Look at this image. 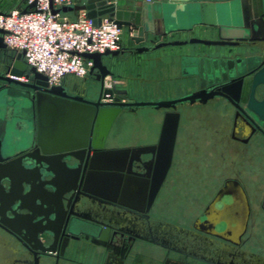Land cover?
Instances as JSON below:
<instances>
[{
  "label": "water",
  "instance_id": "95a60500",
  "mask_svg": "<svg viewBox=\"0 0 264 264\" xmlns=\"http://www.w3.org/2000/svg\"><path fill=\"white\" fill-rule=\"evenodd\" d=\"M173 1L159 2L155 8L132 0H83L52 9L53 13L83 9L94 23L108 15L130 30L131 42L121 49L83 54L93 62L87 73L93 83L84 97L70 94L66 84L49 85L20 52L6 62L0 73V229L7 245L3 264H71L80 262L86 247L109 245L112 249L104 258L94 261L90 255L84 263L125 264L113 250L125 235L168 250L165 264H264V255L226 236L229 224L213 217L201 220L209 229L198 230L158 219L146 221L170 165L179 113L169 109L176 103L216 87L229 96L236 87L238 94L249 76L246 109L264 132V93L261 99L255 96L258 86L264 88V14L229 26L217 22L214 2H204L198 13L218 27V36L179 38L173 34L179 29L172 26L178 6ZM191 11L196 15L197 10ZM3 33L0 28V51L6 48ZM247 46L251 50L245 52ZM169 47L188 48L171 56L180 57L179 79L185 93L129 100L128 90L116 80L121 75L105 59L136 60ZM138 108L164 111L158 143L107 148L117 115ZM147 154L153 168L150 179L136 170L146 167ZM143 181H151L149 189L139 187ZM153 225L161 241L135 231L137 227L149 231Z\"/></svg>",
  "mask_w": 264,
  "mask_h": 264
},
{
  "label": "flooded vegetation",
  "instance_id": "af4514ba",
  "mask_svg": "<svg viewBox=\"0 0 264 264\" xmlns=\"http://www.w3.org/2000/svg\"><path fill=\"white\" fill-rule=\"evenodd\" d=\"M243 50L247 52V50L250 51L251 49L247 46ZM5 67L6 60L0 58V73L5 70ZM245 80L244 78L243 86L238 94L236 87H233L232 95L230 96L223 94L220 87H216L207 92L189 95L187 100L176 103L174 109H169L179 113L173 152L169 168L151 203L148 212L149 219H146V221H155L158 216H161L159 215L160 213L156 214L155 209L168 208V210L173 209L175 212H180L187 218L188 224H183L185 227H194L198 230V226H200L202 229H209L210 225H204L201 221L205 217H213L215 221L226 222L228 225V220L230 219L228 209H223L222 202L230 198L227 195L230 191L241 190L242 199L238 197V200L240 204L243 201L246 206V216L241 225L238 224L235 230L236 233L227 228L225 235L234 241L240 242L243 246L247 245L252 247V249L259 247L258 235L264 234V132L259 129L261 125H259L256 118L246 109L250 77L247 76V83H245ZM91 83H93V77L86 74L80 78L70 76L62 84H66L69 87L68 90L73 96L84 97ZM121 86L128 90L127 96L129 100L131 98H159L150 89L143 90V88H140L136 92L130 84ZM263 93L264 88L258 86L255 91L256 98L261 99ZM182 94L177 93L173 97H178ZM235 96H237V100H235ZM164 97L167 98V96L160 98ZM157 112L163 114L164 111L155 108H138L135 111L121 110L111 125L106 147L155 146L158 143L162 127V122L159 125L158 121L153 119L154 116L152 114ZM22 115L23 117L27 116L25 112ZM124 115H131L138 119L136 129L132 130V136L135 137V140L129 141L123 146L109 145L110 142L114 141L113 139H119L118 134L114 135L115 123ZM199 139H205V150L202 152L199 151V148L196 150L195 147V144L196 146L198 145ZM148 151L154 153V149H149ZM196 156L199 161H197L198 163H196V168L190 175V179L188 178V181L185 180L183 183L180 182L183 174L177 168L179 167L178 162L188 159L189 164L192 165L191 159ZM149 158L150 154H147L145 168H135L143 173V178L145 179H150L153 175L151 162L148 161ZM207 164L211 165V170L204 172L202 168H205ZM156 178L157 173L154 174V180ZM144 185H147L149 189L151 181L146 183L143 181L139 187H144ZM166 188L173 194L163 198L162 194ZM179 191L183 192L179 193ZM192 192H195L196 195L191 196ZM248 192H252V198L260 206L258 211H255L253 206L251 207V196ZM177 200L182 202V204L171 208L169 203H174ZM213 204L217 205L212 207ZM138 219L140 221L145 220L143 217ZM155 226L153 225L149 231H145L143 227H137L135 231L141 237L161 241L156 232H154ZM199 231L206 232L205 230ZM154 245L152 242L139 238L135 240L127 239L125 235L119 238L113 250L116 256L124 259L125 264H138L135 262V257L143 253L150 254ZM105 247L90 246L94 261L101 260L107 255L109 248L112 249L110 245L107 248ZM167 256L169 255L167 254Z\"/></svg>",
  "mask_w": 264,
  "mask_h": 264
},
{
  "label": "crops",
  "instance_id": "0c3cea01",
  "mask_svg": "<svg viewBox=\"0 0 264 264\" xmlns=\"http://www.w3.org/2000/svg\"><path fill=\"white\" fill-rule=\"evenodd\" d=\"M136 4L143 5H155V8L159 2H165V0H152L147 2L145 0H132ZM83 0H76L75 4H79ZM178 6L173 12V27L179 28L173 31V34L179 38H186L191 35L204 37V38H216L218 36V27L207 24L205 14L198 13V10H203L204 6H200L204 2L215 3L216 19L219 24H226L229 26H236L240 24L244 19L256 18L264 14V0H174ZM27 7L26 0H0V12H7L13 8L25 9ZM191 10H197L196 15L191 14ZM70 18L76 17L77 10H71L63 12ZM202 22V23H201ZM130 30L123 28L122 34V46L129 44ZM188 52V48L169 47L157 51L153 55L140 56L136 60H126L122 56L115 58H106L105 61L111 66H115L114 70L116 74L121 75L116 77V80L120 82V85L130 84L137 92L140 88L143 90H152L154 95L159 98L162 96L173 97L177 93H184L185 87L180 83V57L173 59V55L180 56ZM109 82L110 79L107 78ZM165 98V97H164ZM154 120L158 121V124L162 122L163 114L157 112L152 114ZM236 191V192H235ZM230 191L227 195L230 198L223 200V209H228V215L230 219L228 224L231 231H235L238 224L241 225L246 216V206L239 203V198L242 199V191L235 190ZM236 193V194H234ZM251 196V207L255 211L260 209V206L256 204L254 198H252V192H248ZM239 197V198H238ZM171 204V208L177 207L182 204L180 201H175ZM158 220L171 222L180 226H185L183 223L177 222L171 219H165L162 216L157 217ZM240 228V227H239ZM236 233V231H235ZM2 230L0 229V264L3 261V253L6 251L7 245L2 238ZM239 237V236H238ZM234 238V237H233ZM259 247H254L252 250L260 255H264V234L258 235ZM86 251L78 258L80 262L71 264H85L87 258L91 255L89 247L85 248ZM152 252L149 254L143 253L151 259L152 264H165L164 258L167 254L171 255L168 250L161 248L159 245H154ZM93 257V255L91 256ZM85 262V263H84ZM145 264V263H143ZM150 264V263H149Z\"/></svg>",
  "mask_w": 264,
  "mask_h": 264
},
{
  "label": "built area",
  "instance_id": "2783aa9c",
  "mask_svg": "<svg viewBox=\"0 0 264 264\" xmlns=\"http://www.w3.org/2000/svg\"><path fill=\"white\" fill-rule=\"evenodd\" d=\"M75 3L76 0H26L25 9L0 12L6 48L22 53L24 62L44 74L49 85H60L70 76H85L93 62L84 53L122 48L124 26L110 16L103 15L94 23L83 9L77 10L74 18L62 11L52 12ZM105 86H110V81H105Z\"/></svg>",
  "mask_w": 264,
  "mask_h": 264
},
{
  "label": "rangeland",
  "instance_id": "374dc122",
  "mask_svg": "<svg viewBox=\"0 0 264 264\" xmlns=\"http://www.w3.org/2000/svg\"><path fill=\"white\" fill-rule=\"evenodd\" d=\"M1 57V55H0ZM3 59H6L5 56L1 57ZM3 63V62H1ZM140 118V117H139ZM143 119V118H142ZM139 122H141L139 120ZM138 125V119L134 116L131 115H124L123 117H121V119H119L118 121H116L115 123V128H114V135H117L119 139H113V142H110L109 145H113V146H123L125 145L127 142H131L133 140H135V137L132 136V130L136 129ZM122 135V136H121ZM117 144V145H115ZM198 145L196 147V150L199 148V151L202 152L203 150H205V139H199ZM200 156V155H198ZM203 156V155H202ZM192 161V165L189 164L188 159H183L181 162H178V166L177 167L181 174H183L181 176L180 182H185V180L188 181V178L190 179V175H192V173L194 172V168H196V163H198L197 161H199V158L193 157L191 159ZM204 166V165H203ZM211 165L207 164V166H205V168L203 167L202 170L204 172H209V170H211ZM183 190V189H182ZM183 191H179V193H182ZM188 193V192H187ZM173 192H170V190L168 188H166L163 191L162 197L164 198L165 196L168 197V195H172ZM196 195L195 192L191 193V196ZM162 205V204H161ZM155 211L157 212L156 214L163 216L165 219H171V220H175L177 222L183 223V224H188L187 223V218L181 214L180 212H175L173 209L172 210H168V208H157L155 209ZM135 262L138 264H152L153 262H151V259L143 256V255H138L135 257Z\"/></svg>",
  "mask_w": 264,
  "mask_h": 264
},
{
  "label": "trees",
  "instance_id": "16d2710c",
  "mask_svg": "<svg viewBox=\"0 0 264 264\" xmlns=\"http://www.w3.org/2000/svg\"><path fill=\"white\" fill-rule=\"evenodd\" d=\"M14 54V51L13 50H11V49H8V48H5V49H3V50H1L0 51V55H1V57H3V56H5L6 57V59H4V60H6V62H9L10 61V59H11V56ZM0 57V58H1ZM69 77H67L66 79H68Z\"/></svg>",
  "mask_w": 264,
  "mask_h": 264
}]
</instances>
